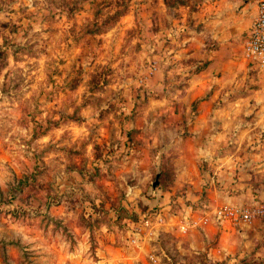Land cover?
I'll return each instance as SVG.
<instances>
[{
    "label": "rangeland",
    "instance_id": "1",
    "mask_svg": "<svg viewBox=\"0 0 264 264\" xmlns=\"http://www.w3.org/2000/svg\"><path fill=\"white\" fill-rule=\"evenodd\" d=\"M210 1L0 0V264H264V215L222 239L191 221L264 203V59L243 51L260 0H222L230 77L174 55L176 8Z\"/></svg>",
    "mask_w": 264,
    "mask_h": 264
},
{
    "label": "crops",
    "instance_id": "2",
    "mask_svg": "<svg viewBox=\"0 0 264 264\" xmlns=\"http://www.w3.org/2000/svg\"><path fill=\"white\" fill-rule=\"evenodd\" d=\"M179 5L178 9L175 7L176 10H179V13L174 14L175 16L172 25L173 49L174 55L178 58L176 60H178L177 63L179 70H187L184 74H191L192 76L190 77L193 78L200 77L203 74L207 77L217 78L218 80L230 77L234 71L229 72V70H234L235 64L238 62V60L229 56V52L234 46L233 37L236 32V20H232L229 14L225 13L226 10L222 6V0H211L208 3L204 2L202 4H197L196 9L190 8V5L188 4ZM250 25L251 24H249V30ZM245 40L246 39H244V42ZM184 62L185 64L188 62V64L183 66ZM233 62H235V64ZM186 66L190 67L186 69ZM189 68H191V71ZM194 69H197V72H195ZM198 85L199 84H197V86ZM221 86L222 85H219V87ZM203 87L204 86L201 88ZM222 108L223 106H216V110ZM212 121L213 120L210 122ZM260 123L261 121L256 120L254 124L257 125ZM206 142H212V139L210 138L206 140ZM200 149L201 151L206 152L205 146H202ZM206 149L208 153H205V155L207 157L215 156V154L213 155L211 153L215 150H211L207 146ZM211 191L213 193L215 192L216 195H219L222 198H228L229 200H241L245 196L248 197V192H250L246 189L245 193L229 194L225 188L219 187V185L217 187L215 186L214 190L211 189ZM198 196L199 195L195 198ZM205 201H208L209 204H213V200L211 199L197 201L199 204L205 206L202 208L204 209L203 211H205L202 214L208 215L209 222L212 221L215 223V227L219 230L220 234L225 232V230H227L225 233H230V229H233L235 225L227 226L226 223L228 222L216 219L212 213V210L216 205L207 211L209 208L206 209L207 203H205ZM225 233L220 235L221 239L226 236Z\"/></svg>",
    "mask_w": 264,
    "mask_h": 264
},
{
    "label": "built area",
    "instance_id": "3",
    "mask_svg": "<svg viewBox=\"0 0 264 264\" xmlns=\"http://www.w3.org/2000/svg\"><path fill=\"white\" fill-rule=\"evenodd\" d=\"M243 51L246 58L254 60L264 59V0H260L256 4L255 15L250 25L248 37L245 40ZM212 213L214 217L221 221H227L231 224H239L248 222L252 217L258 215H264V203H260L254 207V205L247 204H220L217 205ZM143 222L152 223V217L150 215H144ZM162 219L161 216H157L156 220ZM193 224L199 222H208V215L202 214L198 218L191 220ZM156 223H159L156 221ZM152 257V256H151ZM154 259V258H153Z\"/></svg>",
    "mask_w": 264,
    "mask_h": 264
}]
</instances>
